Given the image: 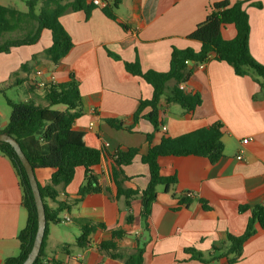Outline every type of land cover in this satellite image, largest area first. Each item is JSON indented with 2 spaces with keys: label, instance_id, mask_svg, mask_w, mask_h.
Here are the masks:
<instances>
[{
  "label": "crops",
  "instance_id": "0c3cea01",
  "mask_svg": "<svg viewBox=\"0 0 264 264\" xmlns=\"http://www.w3.org/2000/svg\"><path fill=\"white\" fill-rule=\"evenodd\" d=\"M221 1L237 0H122L116 12L129 30L108 18L101 6L88 18L85 11L68 12L60 20L73 40L72 51L58 65L51 63L44 57V51L52 44L51 33L45 31L36 45L0 54V85L4 83L12 89L17 78L60 84L74 74L83 104V115L74 129L100 133L111 154L118 149H138L133 162L122 169V182L125 189L144 190L150 175L142 157L148 152L147 135L154 133V127L147 119L136 122L134 117L140 102L152 98L153 88L142 77L129 73L125 63H138L143 72H168L174 48L200 50L201 45L188 37L206 19L211 5ZM252 1L262 5H246L251 27L249 47L255 60L264 66V0ZM222 36L233 40L235 27L224 28ZM25 63H30L29 72L20 70ZM17 72L18 76L13 77ZM182 85L186 92L199 93L202 103L193 112L178 104L164 106V125L155 133V142L165 133L177 138L220 123L224 156L216 164L196 156L160 158L162 176H176L177 184L169 192L159 188L148 232L141 219L139 197L132 200L130 208L124 198L117 199L111 158L103 156L94 168L105 191L81 200L79 191L86 176L85 169L79 167L68 186H57L56 200H46L50 209L66 203L68 208L58 220L68 216L71 222L49 223L41 264H129L126 259L140 250L142 264H230L232 255L202 262L194 260L186 250L217 255L213 248L219 247L226 252L228 235H242L253 210L264 205V90L254 73L237 76L231 65L217 61L204 68L195 67L188 83ZM149 112L146 109L142 115ZM109 120L125 128L118 129ZM8 121L0 107V133ZM245 139H250L247 144L243 143ZM35 173L42 186L51 183L52 170L38 169ZM186 195L190 204L181 205V197ZM130 215L134 218L132 223L127 222ZM27 220L20 178L11 160L0 151V264L19 255L18 236ZM86 221L104 228L93 232L89 245L81 248L77 238ZM115 232L126 234L113 240ZM112 240L122 259L101 250L102 243ZM232 264H264V229L257 225L256 234L245 243L242 257Z\"/></svg>",
  "mask_w": 264,
  "mask_h": 264
},
{
  "label": "trees",
  "instance_id": "16d2710c",
  "mask_svg": "<svg viewBox=\"0 0 264 264\" xmlns=\"http://www.w3.org/2000/svg\"><path fill=\"white\" fill-rule=\"evenodd\" d=\"M102 8L104 14L117 22L123 29L129 26L121 22L117 15L122 0H107ZM252 4L261 7V2L252 0L221 1L211 5L206 19L197 25L188 37L197 41L201 48L195 51L192 48H174L171 55L170 69L161 73L156 71L143 72L138 63H125L126 70L142 77L153 88L150 100H142L135 114V121L140 118L147 119L154 127V133L147 135L148 152L142 161L149 167L150 180L144 190H131L123 187V167L130 165L138 149H118L111 154L107 151L100 133L77 131L75 122L83 115L82 96L79 82L74 74L65 83H46L43 88L27 80L15 81L16 86L25 85L30 98L24 102H13L6 97V85H0V95L6 97L11 107V115L6 128L2 133L15 138L20 144L34 170L50 169L53 171L51 183L46 186L39 184L41 195L45 204L47 228L43 246L39 257L34 264H41L50 222L58 223V216L67 207L66 203H58L56 209H50L46 200H56L58 197L57 186H68L75 178L79 167L85 169L86 182L80 188L79 196L83 199L91 194L105 191L98 181L94 168L99 166L103 156L111 158L115 164L112 175L117 187V199L124 198L128 208L132 200L139 197L141 202V219L145 231H149V218L152 208L157 200L159 188L164 187L169 192L172 185L177 184V177H164L161 174L159 160L162 157H188L196 156L207 158L216 164L224 156L225 145L222 141V125L214 124L208 128L192 132L177 138L169 137L165 132L159 142H155V133L159 132L164 123L162 108L171 104H178L187 112L195 111L202 103L197 92H186L181 88L188 83L193 75L194 68L201 63L211 61L225 62L234 68L237 76H247L254 73L257 83L264 90V66L252 56L249 47L250 22L246 5ZM27 10L21 11L14 7L0 5V38L6 34L20 33L16 39L8 38L0 42V54L10 53L13 48L36 45L45 31H49L52 44L44 51V55L54 65H58L73 49L74 43L61 23V17L68 12L85 11L87 18L97 8L94 0H27ZM229 25L236 29L233 40H225L222 30ZM114 59L120 57L110 54ZM37 56H33V59ZM22 72L30 71V63H25L20 69ZM18 72L12 76L17 77ZM170 83H173L170 85ZM40 90V91H39ZM63 107V109L58 108ZM150 109L146 115L144 110ZM118 129L125 128L123 124L114 120L108 121ZM131 131V128H126ZM0 151L13 163L21 181L23 189V206L28 212L26 227L19 233L20 253L16 257L5 260L4 264H23L32 250L38 230V213L34 195L29 183L28 175L14 148L7 143H0ZM181 205L190 204L189 195L181 197ZM134 218L128 216L127 222L132 223ZM257 225L264 229V205L256 207L252 217L242 235H228L229 248L226 252L219 247H214V254H204L195 249H187L194 260L213 262L219 258L233 256L230 264L236 263L243 255L245 243L257 232ZM99 227L91 221H86L81 226V235L77 238V245L85 248L90 243V236ZM124 232H115L113 240L122 238ZM104 242L101 250L108 252L112 258L119 259L123 256L117 253L115 241ZM220 252V253H219ZM143 250L126 259L127 263L142 264ZM61 264V263H57Z\"/></svg>",
  "mask_w": 264,
  "mask_h": 264
},
{
  "label": "water",
  "instance_id": "95a60500",
  "mask_svg": "<svg viewBox=\"0 0 264 264\" xmlns=\"http://www.w3.org/2000/svg\"><path fill=\"white\" fill-rule=\"evenodd\" d=\"M0 143L10 144L14 148L15 152L17 153L28 175L29 183H30L33 195H34L37 213H38V230H37V234L34 240L32 250L29 253L27 259L23 263V264H34L40 255L43 242H44L46 228H47L46 209H45V204H44V201L41 195L39 182L37 180L34 168L32 167L28 158L24 154L17 140L13 138L12 136L8 135L7 133H0Z\"/></svg>",
  "mask_w": 264,
  "mask_h": 264
},
{
  "label": "rangeland",
  "instance_id": "374dc122",
  "mask_svg": "<svg viewBox=\"0 0 264 264\" xmlns=\"http://www.w3.org/2000/svg\"><path fill=\"white\" fill-rule=\"evenodd\" d=\"M26 1L27 0H0V4H8L9 6H12L18 10L21 11H26L27 6H26ZM19 36H21L20 33H15V34H6L4 37L0 38V42L2 43L6 39H16ZM46 57V56H44ZM6 97L13 102H24L30 98V95L27 92V88L25 85H19V86H14L12 89L7 88L6 89ZM6 97L3 95H0V107L3 108L4 114H6L8 120L11 115V107L8 105ZM5 120V119H3Z\"/></svg>",
  "mask_w": 264,
  "mask_h": 264
},
{
  "label": "built area",
  "instance_id": "2783aa9c",
  "mask_svg": "<svg viewBox=\"0 0 264 264\" xmlns=\"http://www.w3.org/2000/svg\"><path fill=\"white\" fill-rule=\"evenodd\" d=\"M94 3H95L97 6H101V7H104V6L106 5V3H105L104 1H102V0H94ZM205 65H206V63H201V64H199V66H200L201 68H204ZM41 74H42L41 72L38 73V75H41ZM33 84H36L38 87L43 88V87L45 86L46 83H44V82H40V83L35 82V83H33ZM181 88L184 89V86L182 85ZM163 129L166 130L165 127H164ZM249 140H250V139H245V140H243V143H244V144H247V143L249 142ZM239 159H240V158H239ZM69 222H71V219H70V217H68V216H66L65 218H63L62 220L59 221V223H61V224H66V223H69Z\"/></svg>",
  "mask_w": 264,
  "mask_h": 264
}]
</instances>
